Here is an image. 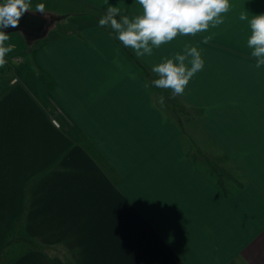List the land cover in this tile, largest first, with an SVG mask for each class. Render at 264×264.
I'll return each mask as SVG.
<instances>
[{
  "label": "crops",
  "instance_id": "1",
  "mask_svg": "<svg viewBox=\"0 0 264 264\" xmlns=\"http://www.w3.org/2000/svg\"><path fill=\"white\" fill-rule=\"evenodd\" d=\"M42 1L52 10L36 12ZM26 2L5 31L24 48L41 40L37 83L3 68L0 264L19 223L16 236L62 244L63 264H264V66L239 20L264 13V0H229L218 27L139 58L99 26L108 4L140 15L135 0ZM54 10L70 22L46 17ZM186 44L204 68L173 98L152 85V68ZM12 256L57 264L39 251Z\"/></svg>",
  "mask_w": 264,
  "mask_h": 264
},
{
  "label": "clouds",
  "instance_id": "2",
  "mask_svg": "<svg viewBox=\"0 0 264 264\" xmlns=\"http://www.w3.org/2000/svg\"><path fill=\"white\" fill-rule=\"evenodd\" d=\"M142 6L140 15L129 17L122 15L121 9L108 4L106 13L99 19V26L110 27L115 38L124 46L134 51L135 55L151 56L154 47L175 39L178 35L193 36L216 28L224 23L230 10L229 0H135ZM108 3V0H106ZM36 12L45 13V5L35 6ZM30 4L26 0H5L0 4V67L7 63L6 54L13 51L14 46L5 45L10 35L5 31L9 26L16 28L23 14L28 13ZM119 18V19H118ZM240 21H247L250 35L247 45L251 56L256 59L257 69L264 66V13L252 14L248 11L239 15ZM208 36L207 40H211ZM205 41V42H206ZM201 51L197 47L186 44L183 54L176 53L171 59L164 58L152 68L159 78L151 83L161 89H171L172 96L182 95L189 81L204 68ZM163 101V97H161Z\"/></svg>",
  "mask_w": 264,
  "mask_h": 264
},
{
  "label": "rangeland",
  "instance_id": "3",
  "mask_svg": "<svg viewBox=\"0 0 264 264\" xmlns=\"http://www.w3.org/2000/svg\"><path fill=\"white\" fill-rule=\"evenodd\" d=\"M5 0H0V4L4 3ZM40 3H43L45 5V11H51L52 8L50 6V4L47 1H42ZM32 7V6H31ZM50 9V10H49ZM54 14L51 15H46V17H50V18H54L56 19V23H69L71 18L69 15L57 12L56 10H54ZM47 23V22H46ZM53 23V22H52ZM51 27V26H50ZM16 33V32H14ZM12 34V33H11ZM10 35V34H9ZM32 40V38H29ZM41 42V40L38 41H34L32 44H30L31 46L29 48H24L23 44L21 43L20 40H17V38H14L10 35V39L8 41L5 42V45L7 46L8 44H11L14 46L13 51L11 53L6 54V65L8 66V69L11 70L12 74L17 76L18 79L20 78V80H29V82H31L30 80H33V82H36V75L33 74V70L31 68V55L33 53L34 48ZM18 60L19 65L16 67H9V64H11V60ZM37 83V82H36ZM36 83H32L30 86L33 87V89L37 90V88L35 87ZM169 108L173 109V110H177L178 106H176L175 104L171 103L169 104ZM58 121V120H57ZM60 124V123H59ZM21 224L19 223L17 225V227H14L12 229V233L8 238V244H7V250L9 253V259L7 260H2L3 264H11L12 255H17L20 254L21 252L23 253H27L31 250L33 251H39L40 253H42L46 258H50V259H55L57 264H63L64 262V257L65 254L63 252V245L62 244H58V245H43L41 243H39L36 239H32L29 238L27 236V234L24 235L23 238H21L19 235L16 236V230H20L21 228ZM17 228V229H16Z\"/></svg>",
  "mask_w": 264,
  "mask_h": 264
},
{
  "label": "built area",
  "instance_id": "4",
  "mask_svg": "<svg viewBox=\"0 0 264 264\" xmlns=\"http://www.w3.org/2000/svg\"><path fill=\"white\" fill-rule=\"evenodd\" d=\"M19 65V62H18V60H11V64H9V67H16V66H18ZM3 68L4 67H0V80H1V77H2V74H3ZM17 78L16 77H14L11 81H10V83L11 84H16L17 83ZM51 124H52V126L53 127H55L56 129H59L60 128V124H59V122L56 120V119H51Z\"/></svg>",
  "mask_w": 264,
  "mask_h": 264
},
{
  "label": "trees",
  "instance_id": "5",
  "mask_svg": "<svg viewBox=\"0 0 264 264\" xmlns=\"http://www.w3.org/2000/svg\"><path fill=\"white\" fill-rule=\"evenodd\" d=\"M219 171V170H218Z\"/></svg>",
  "mask_w": 264,
  "mask_h": 264
}]
</instances>
